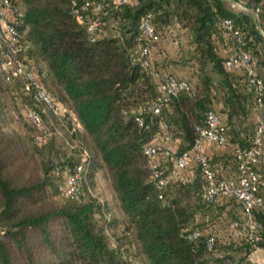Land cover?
I'll return each mask as SVG.
<instances>
[{"label": "trees", "instance_id": "obj_1", "mask_svg": "<svg viewBox=\"0 0 264 264\" xmlns=\"http://www.w3.org/2000/svg\"><path fill=\"white\" fill-rule=\"evenodd\" d=\"M73 1L81 5L84 0H11L7 10L9 22L19 33L18 42L27 45L16 58L26 67V58H32L36 66L43 63L44 69L34 67V72L59 113L42 115V128L26 120L42 133L33 136L30 143L18 135L5 134L0 123V264H123L121 245L127 255H143L147 264H212L209 253L221 261L228 255L221 251L223 241L218 239L210 250L206 239L215 233L214 223L221 216L230 223L233 220H228L227 214L231 216L237 210L242 213L240 203L231 199L240 207L226 208L230 204L227 201L201 200L204 181L195 163L180 170L165 188L158 189L150 180L153 170L144 146L167 133L179 142L173 155L177 157L193 147L195 128L202 126L206 112L214 109L225 125V146L249 147L260 122L254 121V112L264 114L263 32L250 13H235L224 0H128L119 7L109 0H98L103 4L99 13L85 11L87 18L99 17L102 23V34L91 41L87 20L79 23L75 18ZM259 1L256 10L263 21L264 0ZM147 13L153 14L160 41L172 25L188 33L197 80H189L191 90L172 98L158 115L145 114L143 125H139L136 110L158 93L149 70L131 60L132 53L147 43L139 31L140 19ZM223 19H230L239 29L240 42L220 27ZM114 21H118L119 35L113 32ZM228 40L233 52L250 54L263 81L259 102L245 72L224 68L222 46H228ZM207 67L216 79L208 75ZM3 74L0 72V92L6 89ZM14 79L20 89L22 78ZM13 94L28 101L24 109L39 110L33 91L26 93L22 86ZM74 117L81 129L71 123ZM160 122L166 124V131L160 129ZM54 123H62L71 136L80 132L89 137L110 174L123 212L121 220L105 211L83 180L78 196L59 194V182L76 169L83 151L70 144L69 153L55 150L52 142L58 133ZM160 147L161 151V144ZM209 159L219 177L236 174L233 152ZM159 160L168 174L173 159L159 153ZM261 171L264 175V165ZM92 175V171L87 173L89 181ZM260 195L264 199V185ZM201 207H216L214 219L199 221L195 216L201 213ZM254 217L260 225L258 245L264 247V211L255 209ZM117 226L120 234L115 236ZM106 227L118 240L117 246L110 245ZM194 229L200 233L190 237ZM235 241L224 243L225 248H246L247 253L253 250L246 241L233 246ZM218 251L221 256L216 254Z\"/></svg>", "mask_w": 264, "mask_h": 264}, {"label": "built area", "instance_id": "obj_2", "mask_svg": "<svg viewBox=\"0 0 264 264\" xmlns=\"http://www.w3.org/2000/svg\"><path fill=\"white\" fill-rule=\"evenodd\" d=\"M10 1L0 0V28L2 32L0 35V72L12 77H21L25 92L29 93L33 91V98L39 102L40 108L39 110L25 108L24 115L28 122L36 125L38 128H42V115L46 114L48 116L49 112L58 115L59 108L53 102L50 95L40 86L34 69L27 68L20 59L16 58L17 52L25 50L27 45H22L18 42L19 33L8 20L7 10ZM109 1L113 2L115 7L128 2V0ZM73 5L76 20L79 23L87 20L86 31L90 40H95L102 34V23L99 17L87 18L85 11L91 9L95 13H99L103 7L102 1L84 0L81 5L73 1ZM234 12L236 13V11ZM152 20V13H147L140 19V35L147 43L138 47L131 55L132 62H138L149 70L156 81L158 92L154 98L146 101L136 110L135 119L139 125H143V116L145 114L158 115L172 98L177 97L181 93L189 92L192 88L188 79L175 76L154 67L152 55L157 49L156 43H159L160 37L155 30ZM111 26L114 34L119 35L118 21H114ZM220 27L226 34L231 35L239 42L241 41V32L230 19L221 20ZM224 68L227 71L245 72L250 86L254 89L257 101H260L263 92V81L257 75L248 52L239 50L227 55L224 59ZM74 119L76 120V118ZM159 126L163 132L166 131V124L164 122H160ZM75 127L81 129L77 120ZM195 131L197 132V138L193 147L181 152L175 158H173V155L176 153L177 140L172 139L167 133L155 137L144 146V153L148 157L153 170L150 180L161 190L167 186L170 179L177 176L180 170L186 169L191 163L197 164L204 181V186L200 193L201 200L207 203H214L223 199H233L240 203L243 219L240 222L230 221L228 224L229 230L232 233L237 231L253 247V250L257 249L260 247L258 241L261 236L259 233L260 225L254 217V210L262 209L264 211V199L260 195V190L264 185V175L261 171L264 165V123L261 121L257 123L253 140L249 147H236L232 149L237 160L236 174L223 178L218 176L214 166L210 162L209 156L204 152L205 142L216 146L226 145L225 125L222 117L214 109L208 110L205 115L204 124L197 126ZM39 140L44 141V138H39ZM160 144L163 147L161 151ZM159 153L173 159V168L168 174L161 167ZM90 165L89 154L84 150L76 169L66 173L59 182V194L62 196H78L82 189V180L86 182V175L90 170ZM159 198L164 199L162 193H160ZM104 231L110 235V245L117 246L119 244L118 240L111 235L109 228L106 227ZM199 233V230L194 229L189 232V236L197 237ZM218 239H220L218 234H209L206 239L208 249L213 250L214 244ZM120 248L125 259L123 264H144L141 256L127 255L124 245H121ZM262 248L264 249V247ZM129 250L132 251L133 248ZM216 254L222 255L220 251L216 252Z\"/></svg>", "mask_w": 264, "mask_h": 264}, {"label": "rangeland", "instance_id": "obj_3", "mask_svg": "<svg viewBox=\"0 0 264 264\" xmlns=\"http://www.w3.org/2000/svg\"><path fill=\"white\" fill-rule=\"evenodd\" d=\"M227 6L233 9L236 12L246 11L250 13L258 26V28L264 32V22L261 20V17L256 10L257 4L261 3L259 0H224ZM0 28V35H1ZM226 44L231 46V41H227ZM233 51L230 49L222 50V53L227 56L231 54ZM192 55V44L187 35L186 31L180 32V28L176 26H170L166 30L164 36L160 41V45L157 47L156 51L152 55V62L155 68H162L167 72L172 73L175 76L183 77L190 80L192 83L196 81L195 75V67L193 61L191 60ZM26 65L28 67H36V69H44V65L42 62L37 63V66L34 60L31 58H26ZM38 67V68H37ZM208 75L214 80L216 79L215 74L210 70L209 67L206 68ZM6 82L2 81L3 86L6 87L3 91L0 92V120H1V129L5 134L10 135H18L27 143H30L33 136L42 135L41 131L38 129H34L29 125L25 119L24 115V104L28 103L25 99L23 100V96H15L13 94L14 91L18 92L21 90L23 85L19 86L17 81H15V77H12L8 74H3ZM264 75V71L261 73ZM8 76V77H7ZM16 89V90H15ZM75 118V117H74ZM254 121H261L264 123V114L262 112L256 113L254 116ZM67 122H70V119H67ZM71 123L73 126L76 124V120L72 119ZM66 124V123H65ZM66 127L68 125L66 124ZM54 129L57 131L58 136L53 139V147L55 150H58L61 153L68 152L67 146L75 145L79 148L80 151H87L90 157L91 165L90 171H92V179L89 181L88 177H86V184L88 192L96 198L103 206L106 208L105 211L110 214L113 218L117 220H121L123 216V212L118 204L117 196L113 190L110 174L108 173L107 168L104 166L99 154L94 149L92 143L85 134L77 132L74 136H71L70 133L66 131L65 126L62 123H54ZM50 133V132H49ZM177 140V139H176ZM177 145L179 142L177 141ZM197 176L200 179L199 171L197 170ZM201 180V179H200ZM54 200L60 201L59 197H54ZM231 199H223L221 203L229 202L230 207H240L235 202L230 201ZM193 202V201H191ZM220 203V201H218ZM201 213L196 214V218L200 220H211L214 217L216 207H201ZM236 213L228 216L227 218L235 220L242 219L243 214L238 210ZM228 213V212H227ZM214 219V218H213ZM216 220V219H215ZM214 223L216 225L215 233L218 234L220 240L223 241V246H221V251L223 254H227V256H223L221 261H218L216 255L213 253H209V258L211 263L213 264H236L239 262L240 264H264V250L262 248H257L254 250L246 252V248L243 250H238L236 248L227 249L225 248V244L227 242L233 241L235 239L236 245L245 243V239L242 235H239L237 231H234V236L231 239H226L224 235L225 227L229 224L227 219L224 216H221ZM120 227L117 226L113 233L114 235L120 234ZM237 232V233H236ZM221 241V242H222ZM144 263L147 264L143 255H141ZM233 258V260H231ZM219 259V260H220Z\"/></svg>", "mask_w": 264, "mask_h": 264}, {"label": "crops", "instance_id": "obj_4", "mask_svg": "<svg viewBox=\"0 0 264 264\" xmlns=\"http://www.w3.org/2000/svg\"><path fill=\"white\" fill-rule=\"evenodd\" d=\"M183 31H185V30L180 29V32H183ZM224 49H230V48H229V46H222V50H224ZM254 116H256V113L255 112H254ZM232 149H233L232 146H216V145L209 144L207 142L204 143V152L209 157H213L214 155H221V154L226 153V152H232L233 151ZM218 170H220L222 172V167L219 166V169ZM223 174H224V171H223ZM226 208H230V205H226ZM225 228L226 229L224 231V235H225V238L226 239L229 240V239H231V237H235L234 236V233L230 232L228 225ZM258 248H262V247H258Z\"/></svg>", "mask_w": 264, "mask_h": 264}]
</instances>
